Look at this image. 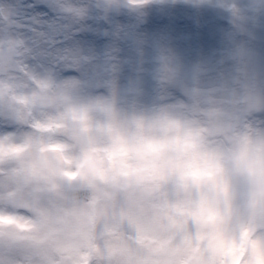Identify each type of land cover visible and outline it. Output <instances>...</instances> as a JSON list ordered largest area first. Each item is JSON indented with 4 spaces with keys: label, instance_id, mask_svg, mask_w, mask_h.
<instances>
[{
    "label": "clouds",
    "instance_id": "clouds-1",
    "mask_svg": "<svg viewBox=\"0 0 264 264\" xmlns=\"http://www.w3.org/2000/svg\"><path fill=\"white\" fill-rule=\"evenodd\" d=\"M0 264H264V0H0Z\"/></svg>",
    "mask_w": 264,
    "mask_h": 264
}]
</instances>
